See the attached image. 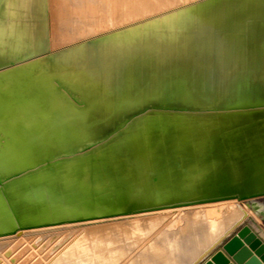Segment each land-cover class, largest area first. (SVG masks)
<instances>
[{"label":"bare ground","instance_id":"bare-ground-1","mask_svg":"<svg viewBox=\"0 0 264 264\" xmlns=\"http://www.w3.org/2000/svg\"><path fill=\"white\" fill-rule=\"evenodd\" d=\"M178 2L0 0V264H193L253 213L264 0Z\"/></svg>","mask_w":264,"mask_h":264},{"label":"water","instance_id":"water-1","mask_svg":"<svg viewBox=\"0 0 264 264\" xmlns=\"http://www.w3.org/2000/svg\"><path fill=\"white\" fill-rule=\"evenodd\" d=\"M260 196H264V191L243 194L241 198ZM248 205L251 206L250 201ZM199 264H264V242L244 223Z\"/></svg>","mask_w":264,"mask_h":264},{"label":"rangeland","instance_id":"rangeland-1","mask_svg":"<svg viewBox=\"0 0 264 264\" xmlns=\"http://www.w3.org/2000/svg\"><path fill=\"white\" fill-rule=\"evenodd\" d=\"M177 1H180V2H178V3H183V2H185V0H177ZM176 2V1H175ZM178 3H176V4H178ZM98 11H96V13H97ZM98 14V13H97ZM255 200H256V202H258L257 204H254V202H252L251 200H250V203H251V207H252V209H253V213H249V214H246L245 215V217L244 216H242L241 218H239L237 221H235L234 222V224L232 225L233 227H231L230 228V230L232 229V228H237L238 226L240 227L242 224H244V223H247V222H250V223H252V224H256L257 225V223L255 222V220L257 219V220H261V222L262 223H264V219L262 218L263 217V215H264V196H260V197H256L255 198ZM241 205L243 204V203H240ZM246 205H248L247 203H246ZM243 206V205H242ZM251 215V216H250ZM185 216V215H184ZM250 216V217H249ZM186 217V216H185ZM188 217H189V215H188ZM187 217V218H188ZM185 221H186V223L188 224V222H187V219L185 218ZM187 224H182V225H184V227L182 226V225H177V226H173L172 227V229L170 228V227H162L163 226V224L160 226V227H158V228H156L153 232H152V235H150V236H146L145 237V240H144V238H142L143 240H141V242H140V240L139 241H137L136 243H133V245L134 244H136V245H134V247H131L132 248V252H133V254H135L136 256H138V257H140L141 255L138 253L140 250H142L143 249V247L144 246H146L145 244L147 243L148 245H147V247L149 246V245H151V244H153V242H150V241H152V239L154 240V242H155V244L154 245H156V246H158L159 244V248H162V246L163 247H165V245H164V241L163 240H159V239H156V238H154L155 236L153 235V234H155L157 231H159L161 228H163V229H165V231L166 232H168L169 231V235H171L172 233H174L173 231H174V229L177 231V232H175V237H173V234L171 235V237L172 238H174L175 240L177 239V243H179L180 244V242H184V240H185V238H186V236L187 235H185V234H187L186 232H188L189 230L191 231V229H192V227L194 226L193 225V223L191 224L192 226H190L189 224V226L187 225ZM181 226H182V229H180L181 228ZM178 227H180V228H178ZM189 227H191V228H189ZM197 227H200L199 225L197 226ZM188 229L189 228V230L187 231H185V232H183L182 230L183 229ZM194 228V227H193ZM170 229V230H169ZM63 231V230H62ZM65 231H67V230H65ZM65 231H63V233L65 234L66 232ZM172 231V233L170 234V232ZM182 231V234L180 233ZM261 231V230H260ZM67 232H71V231H67ZM185 233V234H184ZM181 234V236H180V238H182V240L180 239V238H177V236L179 237V235ZM227 234V232L221 237V239L217 242V243H215L211 248H209L206 252H205V254L201 257V258H199L195 263H193V264H197V263H199V261L205 256V255H207L213 248H214V246L215 245H217L221 240H222V238L225 236ZM61 235H63L62 233H61ZM152 236V237H151ZM150 238H152L151 240H150ZM178 239H179V241H178ZM149 240V241H148ZM181 240V241H180ZM128 241H129V239H128ZM131 241V240H130ZM158 241V242H157ZM161 241V242H160ZM146 242V243H145ZM138 243V244H137ZM143 243V245L142 246H139V245H141ZM149 243H151V244H149ZM157 243H158V245H157ZM132 245V246H133ZM28 246V245H27ZM139 246V247H138ZM138 247V248H137ZM142 247V248H141ZM14 248V247H13ZM19 248L20 247H17V249L18 250H13L12 252H10L11 254H12V256L13 257H17L18 255H21L22 253H24V252H30L32 249L31 248H29V246H28V250H26V249H23V250H19ZM134 248H135V251H134ZM137 249V250H136ZM139 249V250H138ZM41 251H43V250H41ZM138 251V252H137ZM162 252V251H161ZM25 254V253H24ZM133 254H131V252H130V256H132L131 258L133 259H135V258H138V257H135ZM134 256V257H133ZM19 257V256H18ZM185 263V261H182L181 262V264H184Z\"/></svg>","mask_w":264,"mask_h":264},{"label":"crops","instance_id":"crops-1","mask_svg":"<svg viewBox=\"0 0 264 264\" xmlns=\"http://www.w3.org/2000/svg\"><path fill=\"white\" fill-rule=\"evenodd\" d=\"M263 219H264V215H263V217H262ZM255 222L257 223V225L256 224H252V223H250V222H247V224L251 227V229L254 231V232H256V234L259 236V237H261V240L264 242V237L261 235V233H260V230H262L263 232H264V223H262L261 222V220H255ZM239 228V226L237 227V228H232L231 230H229L228 232H227V234L222 238V240L217 244V245H215L214 246V248L209 252V253H211L212 251H214L219 245H221V243L222 242H224V241H226L237 229ZM208 253V254H209ZM208 254L207 255H205L200 261H199V263L204 259V258H206L207 256H208ZM199 263H197V264H199Z\"/></svg>","mask_w":264,"mask_h":264}]
</instances>
